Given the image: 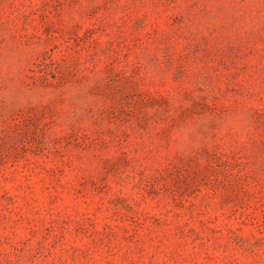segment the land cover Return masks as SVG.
Returning a JSON list of instances; mask_svg holds the SVG:
<instances>
[{"label":"rangeland","instance_id":"obj_1","mask_svg":"<svg viewBox=\"0 0 264 264\" xmlns=\"http://www.w3.org/2000/svg\"><path fill=\"white\" fill-rule=\"evenodd\" d=\"M0 264H264V0H0Z\"/></svg>","mask_w":264,"mask_h":264}]
</instances>
